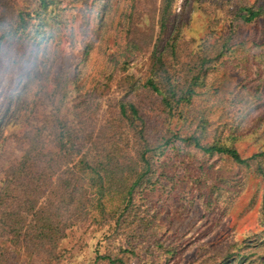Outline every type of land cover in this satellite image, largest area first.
<instances>
[{"label":"rangeland","instance_id":"rangeland-1","mask_svg":"<svg viewBox=\"0 0 264 264\" xmlns=\"http://www.w3.org/2000/svg\"><path fill=\"white\" fill-rule=\"evenodd\" d=\"M42 17L0 49V214L20 225L0 222V264H264V0H55Z\"/></svg>","mask_w":264,"mask_h":264},{"label":"trees","instance_id":"trees-1","mask_svg":"<svg viewBox=\"0 0 264 264\" xmlns=\"http://www.w3.org/2000/svg\"><path fill=\"white\" fill-rule=\"evenodd\" d=\"M26 1H33L36 4V8L33 9L32 11L24 9L21 7L20 2L18 0H0V49L3 46V41L9 38H13V37H20L23 34H27L32 32V30H34L35 33L40 31V27L43 25L44 22V18L42 17V15H44V13L46 14L48 12V9L50 6H52V4L55 3V0H26ZM52 10V9H51ZM247 13L246 15L243 14L242 17L245 21L250 22L251 20H253V18L257 17L259 15V10H252L250 8H246ZM37 19L38 22H36L35 24L32 22V20ZM33 28V29H32ZM4 39V40H3ZM147 84L150 86V88L155 91V92H159V89L157 88V86L152 82V81H148ZM167 104L169 105V103L167 102ZM131 114L133 117H137V110L133 105L129 106ZM121 111H124V105H121ZM187 140H193V142L195 143V145L199 148H201L203 151L205 152H220V153H227L229 154L231 157H233L235 160L239 161V162H244V159H241L240 156L238 155V153L231 148L228 147H223V146H201L199 145V142L196 138L192 139L190 138H186L184 139V141ZM150 151V147H144V149L140 152V160L143 162V170L141 172H138L135 170V172L131 175H136V180L135 182L132 184L131 186H128L126 189L124 188L123 185H121L120 183H117V191L118 193L123 194L124 196L127 195V200L131 201V194L133 192V189L140 185V183L147 178V175L151 172V166H150V162L148 159V152ZM83 157H87L86 155ZM79 164H83V166L88 169L89 171H91L92 173L97 175V180H99L101 183L103 182V176H101V172H104L103 175H106V178L108 179V181L110 180V174H111V170L109 169L108 166V162H104V161H99L96 164L94 163H88L87 160H83L78 162ZM73 175V174H72ZM70 180V179H69ZM69 180L67 185H69ZM92 180L95 181L92 177ZM147 181V180H146ZM11 181L8 180V182L6 183V185L4 186V189L10 187ZM113 183V182H112ZM111 183V184H112ZM102 186V184L100 185ZM78 189L80 187H77ZM64 189H68L65 188ZM70 192H65L63 191L61 193L60 187L59 190H57L56 195L60 194L57 197V205L56 208L63 211V209H69L70 204L74 203L75 200L73 198V189L70 188ZM69 190V189H68ZM104 195V193H103ZM123 195H121L122 197H124ZM125 199V198H123ZM30 210V211H29ZM27 212L28 214H31L32 208L29 209ZM41 212L40 210L31 214V219L30 222H34L35 220L39 218ZM12 215L13 213L9 212L8 210L5 213L0 214V222L3 223L2 226L7 227L8 228V232L13 231L12 228L8 227L10 225H18L17 223H15V221L12 220ZM40 220V219H39ZM22 223V225L24 224V220L23 218L20 220ZM38 221V220H37ZM31 225V224H30ZM29 225V226H30ZM34 225V224H33ZM20 226V225H18ZM33 227H37V226H33ZM2 229V228H1ZM2 230H6V229H2ZM60 232H62L63 228L61 227ZM33 232H35L34 229L29 230V237L31 238V240H33ZM40 233H43L40 231ZM48 235H46V233H44V237H47ZM35 237V236H34Z\"/></svg>","mask_w":264,"mask_h":264}]
</instances>
